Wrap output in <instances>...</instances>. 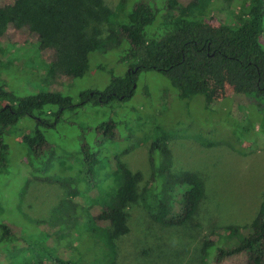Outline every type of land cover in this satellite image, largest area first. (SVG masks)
Wrapping results in <instances>:
<instances>
[{
    "label": "rangeland",
    "instance_id": "1",
    "mask_svg": "<svg viewBox=\"0 0 264 264\" xmlns=\"http://www.w3.org/2000/svg\"><path fill=\"white\" fill-rule=\"evenodd\" d=\"M7 1L0 0V5ZM105 1L113 16L101 27L103 45L89 54L82 77L47 81L45 70L52 62L51 52L40 49L27 31L11 28L0 39V86L16 98L53 91L70 97L76 104L82 92H102L113 78L123 77L133 62L127 56L129 44L120 37L119 26L126 22L137 0H127L119 10L116 7L121 0ZM152 1L153 7L158 8L163 0ZM248 1L212 3L204 16L214 27L228 24L225 22L234 21ZM180 2L186 6L189 0ZM199 13L196 19L203 17ZM170 14L169 10H160L147 31L149 38H158L164 32L159 20L172 18ZM111 30L113 37L107 38ZM261 44L264 49V32ZM232 95V89L226 86L211 97L215 101L205 108L201 97L179 99L162 74L142 71L136 77L135 94L130 100L86 104L67 111L56 125L45 129L48 147L36 160H31L26 147L19 143L35 125L31 119L22 118L2 137L8 151L0 164V236L5 232L1 230L3 225L9 232L0 243V264L31 261L33 256L27 250L42 245L46 237L59 234L63 222L68 223L71 234L74 228L78 229L73 227L68 210L75 187L82 191L85 188L79 177L82 147H88L99 162L98 167H102L95 174L100 176L104 188L100 179L96 181L98 187H110V170L114 169L107 159L119 156L131 171L141 173L138 189L143 197L153 170L149 147L155 126L177 136L168 141L171 170L194 172L204 183L205 197L194 220L199 228H165L154 223L141 198L128 209L130 232L119 241L117 264H206L200 253L203 236L212 230L219 233L227 226L249 225L264 202V140L257 135L259 143L253 141V108L236 107L233 112L232 106L241 101L234 99L232 105V99H228ZM109 121L121 125L117 128L120 136L98 138L94 128ZM206 141L214 142V146L207 147ZM36 253L42 255L38 250ZM244 262L245 256L239 255L229 264Z\"/></svg>",
    "mask_w": 264,
    "mask_h": 264
},
{
    "label": "trees",
    "instance_id": "2",
    "mask_svg": "<svg viewBox=\"0 0 264 264\" xmlns=\"http://www.w3.org/2000/svg\"><path fill=\"white\" fill-rule=\"evenodd\" d=\"M126 1L121 0L116 9ZM222 1L189 0L182 6L180 0H163L158 8L153 7L152 0L135 1L126 22L119 26L120 37L129 44L127 56L133 62L129 72L113 78L102 92H82L76 104L70 97L53 91L16 98L0 86V164L8 151L2 137L22 118L31 119L35 125L19 143L26 147L30 159L36 160L48 147L45 129L56 125L67 111L86 104L130 100L135 94L136 77L142 71L162 74L179 99L201 97L205 108L215 101L211 97L218 90L230 87L233 95L228 99H232V105L234 99L241 101L232 106V111L236 107H252L256 116L253 141L259 143L257 135L264 140V0L245 2L234 21L214 27L204 13L212 3ZM160 10H169L172 18L159 20L164 32L158 38H149L147 31ZM198 13L203 17L196 19ZM112 16L105 0H8L0 5V39L11 28L23 29L37 40L40 49L52 54V62L45 70L47 81L79 78L87 69L89 54L102 47L101 27ZM113 33L111 30L107 38ZM120 126L113 121L103 122L94 132L98 138L115 139L121 134L117 131ZM152 132L149 155L153 170L145 195L142 197L138 189L141 173L131 171L119 156L107 159L114 169L110 170V187H98L100 176L95 172L102 167H98L89 148L82 147L79 177L85 188L82 191L75 187L68 210L73 227L78 229L74 228L71 234L68 223L63 222L59 234L46 237L45 243L33 247L36 250L29 246L27 252L33 257L31 261L23 259L21 264H117L119 241L130 232L128 209L141 198L154 223L165 228H199L194 220L205 197L204 183L194 172L171 170L168 141L177 137L174 132L159 126ZM205 144L214 146L210 141ZM251 147L254 150L252 144ZM1 230L5 232L0 243L9 232L5 225ZM200 253L206 264H229L239 255L245 256L241 264H264V202L249 225L227 226L219 233L212 230L204 235Z\"/></svg>",
    "mask_w": 264,
    "mask_h": 264
}]
</instances>
